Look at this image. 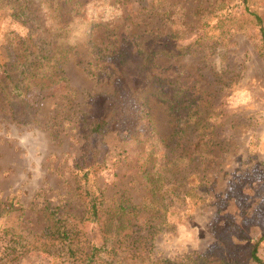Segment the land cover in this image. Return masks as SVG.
Listing matches in <instances>:
<instances>
[{"label":"rangeland","instance_id":"obj_1","mask_svg":"<svg viewBox=\"0 0 264 264\" xmlns=\"http://www.w3.org/2000/svg\"><path fill=\"white\" fill-rule=\"evenodd\" d=\"M58 1L63 23L49 29L36 3L0 0V264H60L64 246L50 248L59 258L8 248V234L39 235L45 207L83 216L70 247L100 245L81 205L96 187L113 212L146 205L115 219L153 226L156 264H257L253 246L264 264V62L243 12L264 30V0H128L136 15L113 24L117 40L102 27L88 37L90 20L71 17L84 0ZM228 14L244 15L240 29ZM129 43L164 51L141 73L117 61ZM110 110L100 135L84 132V115ZM152 127L155 156L138 137ZM156 174L170 188L159 203Z\"/></svg>","mask_w":264,"mask_h":264},{"label":"trees","instance_id":"obj_2","mask_svg":"<svg viewBox=\"0 0 264 264\" xmlns=\"http://www.w3.org/2000/svg\"><path fill=\"white\" fill-rule=\"evenodd\" d=\"M30 1L39 6L43 19L42 22L46 27L48 26L49 29H55L59 24L63 23V21L59 20L60 6L58 0H13V6L15 8L16 6H23V3L27 4ZM242 1L246 3V0ZM17 2H20L19 5H14ZM243 12L252 18L254 25L257 27L260 42L257 47V52L264 62V30L261 23V17L255 11L249 10L246 5L243 7ZM69 13L71 14V17L75 16L80 20L86 17V20H90L91 24H89L88 28V37L91 35L90 33L94 28L102 27L105 29L104 31L111 29V36L116 40L121 33L118 31L119 28L113 24L123 23L127 19H133L136 15L131 11V2L128 0L73 1ZM242 19H244V15L242 14L239 16L237 15L236 19H233L232 16L228 14L226 25L229 22H232L229 25V29H240L237 24H241L243 22ZM139 35L140 33L134 36L131 34L130 39L139 37ZM161 36V33L157 32L151 35L149 40H151L150 42L152 44H155ZM129 44V48L126 51H121V53L118 52L116 55L118 58L117 61L121 64H125L127 61L131 62L134 65V69L139 70L141 73L145 66H150V64H152V58L156 55L162 54L164 51L162 47L157 45L150 47V49H145L141 43H137L136 45L135 43ZM119 47L120 46H117L116 48L118 49ZM64 52H66V50L61 49L62 55ZM167 52L168 51H166V53ZM170 53L174 54L176 52L171 51ZM49 59L50 58L48 57L47 61ZM50 64L53 69H56L58 73H60V70H58L59 67L55 62H51ZM61 78L63 79V77ZM14 91L17 92V90ZM114 112V110H110L98 117L84 115L82 118L85 125L84 132L87 134L94 133L97 136L100 135V133L107 128L109 123L116 118ZM148 121H150L149 118ZM138 137L139 142L144 144V150H147L148 152V148L152 147L153 150L151 155H154L159 151L157 145L158 143H161L163 139L155 133L153 127L147 133H139ZM146 141L151 143L146 144ZM152 143H156V145L150 146ZM84 174L85 172L82 173V175ZM153 182L155 183L154 186L157 188L154 192L156 200L153 201L159 203L164 199L165 192H170V188L167 189V187H165V189H162L164 180L159 174H156V176L154 175ZM96 190V194L84 191L85 198L90 197V199L82 201L81 205L84 204V213H87L88 218L95 222L101 232L103 240L100 245L91 244L83 249L70 247V245L79 238L81 233L80 223L83 216H78L70 211H65L58 206H54L44 208L45 225L39 235L22 236L8 234V248L16 252V254L18 253L15 251L17 247L21 248V250H39L40 252H47L48 254H52L54 257L59 258L61 255L55 253L56 248L52 250H50V248L64 246L66 248L63 252V256L59 258L60 264H129L134 260H137L138 264H144L147 262L149 264H156L155 260L153 261L150 259V254L152 252L153 226L149 225L141 228L136 225V223H130L129 225L127 223H119V225H117V219L124 216L123 213L131 214L134 219H137L136 214L141 208L145 209L146 205L141 207L138 204L131 203L127 200L125 206L119 204L116 207L117 210L113 212L111 203H113L114 200L104 203L107 197H105L102 189L96 187ZM80 194L81 193L78 192L76 195L80 196ZM4 254L6 255L7 253L4 252ZM250 257L257 264H263L256 254L255 246L251 248Z\"/></svg>","mask_w":264,"mask_h":264}]
</instances>
